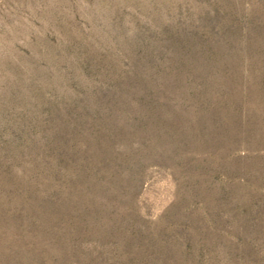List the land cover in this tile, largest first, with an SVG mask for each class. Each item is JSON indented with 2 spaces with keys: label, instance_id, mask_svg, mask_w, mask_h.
Masks as SVG:
<instances>
[{
  "label": "rangeland",
  "instance_id": "obj_1",
  "mask_svg": "<svg viewBox=\"0 0 264 264\" xmlns=\"http://www.w3.org/2000/svg\"><path fill=\"white\" fill-rule=\"evenodd\" d=\"M0 264H264V0H0Z\"/></svg>",
  "mask_w": 264,
  "mask_h": 264
}]
</instances>
